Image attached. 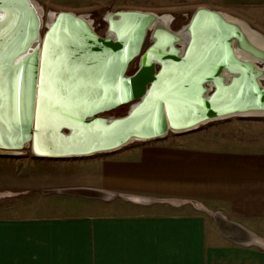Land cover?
<instances>
[{
	"label": "crops",
	"instance_id": "obj_1",
	"mask_svg": "<svg viewBox=\"0 0 264 264\" xmlns=\"http://www.w3.org/2000/svg\"><path fill=\"white\" fill-rule=\"evenodd\" d=\"M203 3L256 21L264 37V0ZM214 123L88 156H34L43 166L26 169L24 191L0 190L18 197L11 211L29 210L0 216V264H264L263 248L228 241L215 223L264 241V137L204 135ZM86 188L108 197L51 193Z\"/></svg>",
	"mask_w": 264,
	"mask_h": 264
},
{
	"label": "water",
	"instance_id": "obj_2",
	"mask_svg": "<svg viewBox=\"0 0 264 264\" xmlns=\"http://www.w3.org/2000/svg\"><path fill=\"white\" fill-rule=\"evenodd\" d=\"M13 1L0 0V9L9 11V18L0 24V156L29 146L36 157V154L54 158L81 157L115 150L132 140L166 136L170 131L164 127L161 101L165 103L168 119L175 125H183L184 130L196 128L224 113V116H228L227 113L233 109L264 104V88L247 84L243 88L223 86L219 90L214 89L208 102L198 101L201 106L207 105V112L195 113L186 118L177 117L178 112L171 106L169 99L173 90L169 91L167 83L163 81L170 71L167 61L164 66H157L159 70L156 76L150 75L147 70L142 71L139 68L140 62L135 74H127V67L134 59L140 57L141 61L143 57L156 58L152 54L155 52L152 46L154 43L140 54L149 28H144L142 23L135 24L133 28L129 25L119 27L117 24L120 40L112 42L88 30L75 15L61 12L53 15L54 22L44 34L46 39L38 97L36 104H33V84L36 81L34 60L27 58L12 71H5V63L17 51L27 34V10ZM203 11L196 10L193 13ZM132 14L120 11L122 18L117 23ZM136 16L142 17L133 15ZM192 20L193 16L190 23ZM194 49L200 58L208 57L212 51L206 41L189 50L184 61L189 60V52ZM220 56L219 61L235 66L228 61L225 52H221ZM17 69L21 73L19 83H15ZM208 71L205 63L200 64L198 71L186 78L185 87L189 94L191 85L196 86L200 77L211 74ZM69 73L73 74V79L66 85L61 84V81L67 80ZM146 86L149 88L147 93ZM56 88L61 89L59 96ZM67 96L71 97V103L63 106L58 104L61 97ZM134 104L135 108L132 107ZM122 108L127 109L124 116L111 115ZM32 114L35 115V121L34 131L31 132ZM98 118L114 119L108 125H103L96 122ZM32 134V138L29 137ZM51 193L99 201L108 197L104 192L87 188L54 190ZM215 223L220 235L228 241L240 246L254 245L264 249V241L239 225L226 222L220 216H216Z\"/></svg>",
	"mask_w": 264,
	"mask_h": 264
},
{
	"label": "bare ground",
	"instance_id": "obj_3",
	"mask_svg": "<svg viewBox=\"0 0 264 264\" xmlns=\"http://www.w3.org/2000/svg\"><path fill=\"white\" fill-rule=\"evenodd\" d=\"M13 3L18 4V6H24L27 10V34L17 51L8 58L5 63V71H12L27 58H32L34 60L36 63V81L33 84L34 95L32 98L33 104H36L46 39V36H42L39 32L42 28V11L34 0H14ZM199 10L204 11L195 13L192 22H189L177 31H172L170 29L171 18L168 15L159 16L149 12L128 11L130 14L133 13L132 16L127 17L119 23L117 22L122 18V16H120V11L108 12L104 17L105 22H107V24L109 23V28H107V34L103 38L109 39L112 42L120 40V32L119 29H117V24L119 27L129 25L133 28L135 24L140 25V23H142L145 25L144 28H149L148 31L152 32V43H154L152 46H154L153 49L155 51L152 54H155L156 58L143 57L140 61L139 68H141L142 71L147 70L152 76H156V66H164L165 61L169 63L168 66H170V71L168 76L163 78V81L167 83L169 91L173 90V92H170L171 95L169 99L171 100V106L176 110V113L178 112L176 116L180 118H186L195 113L201 114L207 112L209 110L207 105L203 104V106H201L200 102L201 100L208 102L214 89L219 90L223 86L243 88L246 87V84L255 87L259 86L261 87L260 89L264 88V84L261 83L264 81L263 35L251 28L245 27L244 24H241L239 19L237 20V18L227 14L210 12L206 9ZM124 12L126 11H123V13ZM61 13L75 15L82 20L86 28H89L88 30L95 33L91 25V20H87L81 15L79 16L71 12ZM8 14V9H0V24L6 22V19L9 18V16H7ZM56 15L55 13L54 16ZM133 15H142V17H133ZM53 22L54 18L45 23L46 31L51 27ZM206 41L211 45L212 49L208 57L200 58L194 49L189 52L191 54L189 60L187 59L189 62H187L186 59L184 61L186 53L189 50L199 45L201 46V44L206 43ZM219 52H225L228 56V61L240 67L236 68L235 66L227 64V62L223 63L219 61L218 59L221 60L222 57ZM176 60H178V62L174 63ZM184 62H187V64H184ZM204 63L206 67L209 68L208 73L211 74L204 78L200 77L198 79L199 81H196V86L191 85L189 90L191 94H189L185 87L186 78L195 74L198 71V66ZM146 87L145 93H147L146 91L149 89L148 86ZM160 106L162 108L163 123L166 131L172 133L189 131L184 130L185 128L183 125H175L168 119V112L163 101H161ZM132 107L135 108L136 104ZM33 114L30 127L31 132L34 131L33 122L35 121V115ZM225 114L226 113L221 114L219 118H213L210 121L227 119L228 117H261L264 116V104L262 106L255 105L233 109L227 113L228 116H224ZM113 119L98 118L95 120L100 124L108 125ZM32 136L33 134L29 135L31 138ZM35 153L37 152L35 151ZM36 155L45 159L54 158L50 155Z\"/></svg>",
	"mask_w": 264,
	"mask_h": 264
},
{
	"label": "rangeland",
	"instance_id": "obj_4",
	"mask_svg": "<svg viewBox=\"0 0 264 264\" xmlns=\"http://www.w3.org/2000/svg\"><path fill=\"white\" fill-rule=\"evenodd\" d=\"M42 11V28L40 34L43 36L46 32L45 23L53 18V15L60 12H71L76 15H81L87 20H91V25L95 33L99 37H105L108 31V24L105 22L104 17L108 12L113 11H141L149 12L159 16L168 15L171 18L170 29L177 31L184 25L188 24L196 10L204 9L197 7L205 4L203 2L209 0H34ZM207 10V9H206ZM210 11V10H208ZM222 13V12H221ZM49 14V16H47ZM260 24L264 26V17L257 15ZM241 24L245 27L251 28L255 31H261V28L256 21L250 19L242 20L238 18ZM237 19V20H238ZM261 29V30H260ZM151 33L147 32L143 40L141 53L147 51L151 46ZM140 57L134 59L128 65L127 74H135L138 71ZM159 67L156 66L158 72ZM264 84V81L261 82ZM127 113L126 108L119 109L111 115L114 117H122ZM219 123L208 125V129L204 130V135L207 136H232V137H253L258 142L261 137H264V116L261 117H231L222 120H216ZM189 131L183 133L169 132L168 136H187ZM260 139V140H259ZM264 143V142H260ZM28 147L19 151H11L10 154L0 156V190L7 191H21L26 186V169H34L35 172L39 171L43 163L38 161L40 159L34 157L33 152ZM40 175V174H39ZM40 177L37 181L40 182ZM40 186V184H38ZM2 194V193H1ZM4 194V193H3ZM15 194V193H11ZM10 194V195H11ZM9 195V194H8ZM13 196V195H12ZM18 197L4 198L0 197V216L6 215H28L29 210L17 209L11 211V208L16 206L13 202L17 201ZM25 198V196H21ZM11 207V208H10ZM100 212V211H98Z\"/></svg>",
	"mask_w": 264,
	"mask_h": 264
},
{
	"label": "snow or ice",
	"instance_id": "obj_5",
	"mask_svg": "<svg viewBox=\"0 0 264 264\" xmlns=\"http://www.w3.org/2000/svg\"><path fill=\"white\" fill-rule=\"evenodd\" d=\"M22 67V66H21ZM20 69H17V72L15 74V83H19L20 80ZM73 79V74L69 73L67 75V80H63L61 81V84L66 85L68 81H71ZM57 96L60 95L61 89L60 88H56L55 89ZM42 95H44V93L42 92ZM71 97L67 96V97H61L60 100H58V104H60L61 106L65 105V104H69L71 103Z\"/></svg>",
	"mask_w": 264,
	"mask_h": 264
}]
</instances>
